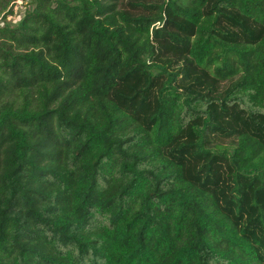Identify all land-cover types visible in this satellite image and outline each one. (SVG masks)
I'll return each mask as SVG.
<instances>
[{
  "label": "trees",
  "instance_id": "obj_1",
  "mask_svg": "<svg viewBox=\"0 0 264 264\" xmlns=\"http://www.w3.org/2000/svg\"><path fill=\"white\" fill-rule=\"evenodd\" d=\"M0 0V264H264V0Z\"/></svg>",
  "mask_w": 264,
  "mask_h": 264
},
{
  "label": "rangeland",
  "instance_id": "obj_2",
  "mask_svg": "<svg viewBox=\"0 0 264 264\" xmlns=\"http://www.w3.org/2000/svg\"><path fill=\"white\" fill-rule=\"evenodd\" d=\"M13 2H15V0H12L9 4V7L12 8L11 10L13 13L10 16H7V18L5 19L6 23H9L10 25H15L16 23H18L23 15L20 12H23L24 10L30 8L32 0H21V5L16 8L15 5H13Z\"/></svg>",
  "mask_w": 264,
  "mask_h": 264
},
{
  "label": "built area",
  "instance_id": "obj_3",
  "mask_svg": "<svg viewBox=\"0 0 264 264\" xmlns=\"http://www.w3.org/2000/svg\"><path fill=\"white\" fill-rule=\"evenodd\" d=\"M13 5H15V8L21 5V0H15V2H13ZM17 10V9H16ZM10 16V15H9ZM7 18V17H6ZM1 21H2V17H0V25H1Z\"/></svg>",
  "mask_w": 264,
  "mask_h": 264
}]
</instances>
